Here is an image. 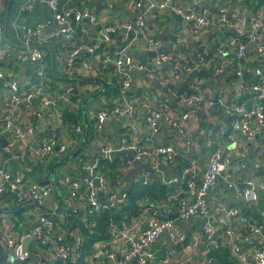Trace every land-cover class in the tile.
<instances>
[{"label": "built area", "instance_id": "obj_1", "mask_svg": "<svg viewBox=\"0 0 264 264\" xmlns=\"http://www.w3.org/2000/svg\"><path fill=\"white\" fill-rule=\"evenodd\" d=\"M39 1L47 3L51 16L33 26L22 25L26 40L29 36H35V42L40 44L42 40L38 38V34L52 23H56L59 28L49 33L48 39H72L75 29L71 21L79 23L85 19L96 29L92 38L88 39L82 35L66 50L62 63L64 69L71 68L81 52L93 53L112 41L118 43L113 57H106L103 62L83 61L81 65L83 71L94 74L97 70L103 71L107 64L111 63L119 85V102L111 108L100 107L94 114L93 130L96 134L100 133L105 121L110 117H132L135 114V106L130 99L133 72L145 70V65L134 61L130 47L134 39L146 28L145 20L151 12H167L176 20L189 21L192 35L199 34L203 29H215L219 25L235 32L226 35L225 40L215 43L213 57L209 54L200 55L198 64L182 63L177 56L169 52H155L151 56L152 65L165 67L162 80L178 82L183 75L195 73L191 89L174 93L175 99L184 109L171 119L170 124L187 148L199 151L204 141L205 145L211 147V151L202 175L195 172L188 175L181 196L175 201H167L172 202L170 206L175 218L161 217L157 209L151 208L145 216V225L140 228L130 227L122 231L117 224L111 222L110 235L120 236L122 246L118 249L103 248L101 254L108 259V264H149L153 258L152 247L160 237L166 236L172 242H184L186 234L179 222H189L194 217H202L206 219L202 226V238L207 254L204 264H214L216 256L212 251H217L222 246L228 249L230 257L237 264H264V206L260 211L253 207L258 204L259 193H264V162L256 160L250 163L244 153L236 158L225 154L227 146L237 147L240 143L256 140L264 150V61L254 67L251 77L246 76L243 66L250 48L253 47L257 54L264 55V0H235L239 8L247 7V2L254 4L255 10L249 16L242 13L233 14L232 7L228 5L208 6L205 0H190L187 7L181 6L178 0H135L137 14L118 23H104L95 11L75 7L69 0H26L20 4V10L30 11ZM3 34V15L0 12V46L5 44L2 42ZM161 42L160 38L147 36L151 49H155ZM22 59L35 64V83L31 88L23 89L16 79L9 77L0 67V84L9 92V103L14 106H31L38 97L44 106L56 105L54 99L42 93L45 74L40 48L27 49L22 54ZM199 67L212 75H221L231 69L239 79L241 91L249 93L250 96L243 101L227 102L221 96L206 95L201 89V78L196 75V69ZM72 91V88L68 87L61 95L62 101H70ZM201 105L215 107L223 115L231 117L228 127L226 128L225 122L220 119L214 125L203 126L195 137L190 136L185 129V123L191 118L198 120V109ZM166 113L167 108L162 105L158 110H147L143 116L147 135L142 140L133 138L130 142L122 143L123 148L133 151L134 158L155 160L153 169L142 170L139 176L134 177L135 182L148 184L161 156L165 158L164 162L168 166L174 169L176 165L180 153L175 147L171 144H153V136L159 133L162 116ZM56 123L59 127L63 125V112L57 113ZM127 126L130 134L134 135L136 127L132 123ZM75 130L81 131V125ZM2 137L7 138L6 147H20L15 157L21 162L31 161L44 153H56V156L62 157L69 151L66 144L59 143L52 136L40 143L28 142L21 129L9 120H6L0 129V138ZM115 151L116 148L111 143H104L100 155L92 162H81L84 174L67 175L63 178V184L68 189L67 203L81 199L85 202V214L91 215L99 209L116 208L120 202L127 199L125 191L119 193L109 187L103 167L99 165L100 159L107 163L113 162ZM128 164L131 165V161ZM119 166L120 171L123 164ZM260 172L262 179L256 176L260 182L255 185L254 174ZM219 179L223 189L231 191L239 204L226 205L215 193ZM53 193L55 188L51 181H28L22 176L13 175L5 166H0V194L10 196L17 205L27 202L42 205ZM244 208H249L250 213L245 212ZM218 212L221 217L216 216ZM256 212L261 219L255 217ZM54 223L51 216L42 214L27 235H31L35 240L43 239L51 234ZM14 224L9 222L7 226H0V236L8 248L2 264H23L30 258V252L23 250L21 242L16 241L11 232ZM65 237L73 240L72 246L65 241ZM82 243L83 236L73 229H67L64 236L55 234L52 248L45 259L46 264L76 261L82 256ZM44 244H49V241L46 240Z\"/></svg>", "mask_w": 264, "mask_h": 264}, {"label": "crops", "instance_id": "obj_2", "mask_svg": "<svg viewBox=\"0 0 264 264\" xmlns=\"http://www.w3.org/2000/svg\"><path fill=\"white\" fill-rule=\"evenodd\" d=\"M26 0H0V12L3 19L8 22V28L5 31V44L0 46V67L5 70V73L16 79L17 83L23 88L28 89L35 83V64L24 61L22 54L29 48H40L43 59L42 66L45 74L44 95H47L56 101L54 106H44L40 100L33 101L31 106L19 104L17 106L11 105L8 101L9 92L0 84V129L6 120H9L14 125L19 127L24 134L25 139L31 143H40L48 137H54L59 143H64L68 147V152L77 148L81 142L82 136L78 137L75 128L82 125L83 117L81 111V103L84 98L95 93L100 88V83L90 81L87 78L98 76L103 78L107 83V90L103 92L98 98L89 100L86 104L88 113V123L90 127L94 124V109L100 107L111 108L114 104L119 102L118 96V81L111 63H108L106 68L97 70L94 74L83 71V61H97L103 62L106 57H113L118 43L112 41L110 44L103 45L93 53L81 52L78 54L75 63L69 69H64L63 57L66 50L70 48L79 37L85 36L92 38L96 34V29L87 21L82 20L79 23L71 21L73 29H75V36L72 39H48V34L59 28L56 23H52L38 34V38L42 40L40 44L35 42V36H29L25 39V34L22 31V25L33 26L38 22L49 19L51 11L44 1H39L34 5L30 11L20 10V4ZM71 5L78 8H85L93 10L97 13L100 20L104 23H118L126 18L133 17L137 14V9L134 6L135 0H69ZM154 1V0H153ZM190 0H178L179 4L187 7ZM208 6H222L228 5L232 7V13L237 15L242 13L249 16L255 10L252 2H247V7H238L235 0H205ZM232 17L231 15L229 16ZM146 28L144 31L134 39L130 47V52L133 55L135 62L145 65V70L133 72V82L130 99L135 106V114L132 117H110L107 119L102 127L100 133L95 134L93 138H88V141L82 147L79 156H75L55 169V176L59 181L61 194L63 195L64 207L57 214H49L55 221L54 227L49 236H44L43 239L32 240L29 242L28 249L30 253H34L36 258H29L23 264H46V256L48 251L52 248L54 235L60 234L64 236L67 229H73L76 233L83 236L82 229L76 225L71 227L72 224L66 217L71 216L77 221L86 222L85 202L81 199L70 200L68 199V189L63 184V178L67 175L81 176L84 171L81 169V162H92L94 158L100 155L101 146L109 142L114 146L113 137L116 134L121 135L122 143L130 142L133 138L142 140L147 135V127L143 122V116L147 110H158L161 105L167 108V113L162 116L160 123V131L153 136L155 144H171L180 153L177 157V165L180 166L181 172L174 173L167 178L165 174L156 169L153 171V176L150 183L160 180L165 185V198L156 200L151 204L152 209H157L159 216L166 217L172 212V202L175 201L184 191L182 186V179L186 175L195 172L202 175L207 166L208 155L211 147L205 145L203 141L201 150L196 151L193 148H187L182 142V138L171 127V119L183 111L180 103L175 99L174 93L191 89V84L195 73H188L178 80H162L165 67L161 65H152L151 56L155 52H169L179 58L182 63L198 64L200 55L209 54L214 56L215 46L218 40H225L226 35L232 33L225 27L219 25L215 29H203L199 34L192 35L190 32V22L180 21L171 17L167 12H151L145 20ZM147 36H154L162 40L161 44L155 49H151L147 43ZM74 40V41H72ZM48 56V60L46 57ZM50 59V61H49ZM264 61V55L261 56L250 48L246 59L244 60V70L247 77L252 76V71L255 66ZM197 65L195 66V68ZM50 71L52 72L50 75ZM206 72L203 68L196 69V75L201 78V89L206 95L221 96L225 101H243L247 99L250 94L243 93L239 86V79L234 75L231 69L226 70L221 75H201ZM22 80V81H21ZM85 80V81H84ZM72 88V97L67 103L62 101L61 95L68 88ZM63 112L64 123L59 127L56 123V115L58 112ZM73 114L72 117L68 113ZM198 120L193 118L185 123V129L190 136L195 137L198 130L203 126L214 125L220 121L225 122L227 128L230 118L227 115L201 105L198 109ZM213 115H217L215 118ZM71 119L77 121L74 126ZM216 119V120H215ZM231 120V119H230ZM133 124L136 127V132L130 134L128 125ZM2 139V140H1ZM217 137L215 138V141ZM101 141V145L99 142ZM4 142V143H3ZM75 143L74 148L71 144ZM7 138H0V166H5L13 175L22 176L28 181H51L50 173L47 165L52 159H57L53 153H44L40 157H36L27 163L22 164L21 161L15 157L19 151V146L13 148L6 147ZM66 153V154H67ZM241 153L246 154L248 161L254 163L256 160L264 162V150L261 148L259 141L244 142L237 145V147L227 146L225 154L236 158ZM65 155V154H64ZM117 160V168L120 169V164L123 161L129 162L127 156L115 157ZM164 157L161 156L157 162H164ZM143 163H150L154 165L155 160L152 158H145ZM158 163V164H159ZM132 165H123L122 169L116 173L114 178L108 177V185L115 192H123L127 189L129 184L134 181L133 176L128 182H120V177L127 172ZM177 167V166H176ZM61 168V169H60ZM142 172V171H141ZM139 173V175L141 174ZM138 175V176H139ZM258 176L262 179L261 172L254 174V178ZM137 177V176H136ZM180 177V179H179ZM136 183V182H135ZM139 183V182H137ZM53 184V182H52ZM55 188V187H54ZM217 193L225 202L226 205L239 204L232 196L231 191L223 189L221 179L218 180L215 188ZM8 195L0 194V210H13L16 209L17 204ZM163 198V197H162ZM264 193H259L258 204L253 206L257 210H261L264 206ZM149 202L148 197H143L137 201L140 207H145ZM30 202H27V204ZM19 205V204H18ZM25 205V204H24ZM49 209H55L57 206V193L51 194L42 204ZM142 209V208H141ZM150 209H142L137 214L124 218L119 226L122 231L128 230L130 227L140 228L145 225V216L149 213ZM15 214V213H14ZM14 214H0V226H7L9 222H14V227L11 230L15 240H21L29 233L42 214L48 215L47 212L36 208L29 207L22 210L19 219ZM221 217V213L216 214ZM56 220L61 224H57ZM180 227L186 234L184 242H172L166 236L160 237L153 245V258L150 259L149 264H204L207 257L205 253V243L202 238L203 218L194 217L189 222H179ZM109 234L107 238H100L94 241L90 250H85L84 264H108V259L101 254L103 248L118 249L122 246L121 237H114ZM48 240L49 244H44ZM65 241L72 246L73 240L65 237ZM0 250L4 258L7 256L8 248L5 240L0 236ZM33 250H36L35 252ZM213 252V251H212ZM218 256V255H217ZM223 257V254L221 255ZM225 262L226 259H224ZM20 264V263H19Z\"/></svg>", "mask_w": 264, "mask_h": 264}, {"label": "trees", "instance_id": "obj_3", "mask_svg": "<svg viewBox=\"0 0 264 264\" xmlns=\"http://www.w3.org/2000/svg\"><path fill=\"white\" fill-rule=\"evenodd\" d=\"M3 23H4V30L6 31L8 28V22H7V20L5 21L3 19ZM2 42L5 43V35L4 34L2 37ZM46 59L48 60V56L46 57ZM49 61H50V59H49ZM51 73L52 72L50 71L49 74L52 75ZM206 74L210 75L211 73L210 72H204V71L201 73V75H203V76H205ZM118 88H119V86H118ZM106 90H107V88H106ZM191 92H193V91H191ZM68 115H69V116H67L68 118L73 116V114L71 112H69ZM227 118L231 119V117H227ZM230 119L227 121H230ZM71 121H73L72 123L74 124V126L77 125V121L75 119H71ZM95 134L96 133H94L93 127H90L89 138H93ZM79 155H80V153L76 156H79ZM55 161H56L55 159H52L50 161V163L47 165V168L49 169L50 166ZM24 163H27L28 165H30V161L22 162V164H24ZM122 164L128 165V162L123 161ZM99 165L101 167H103L102 170L104 172V175L107 174V175H109L108 177H110V178H114L116 173L119 172V170L117 168L116 158H114V161L110 162V163H107L104 160L100 159ZM179 167L180 166H178L177 163H176V165H174L173 170H174L175 174H177L176 172L179 173L182 171V170H179ZM187 178H188V175L187 176L185 175L182 179L183 188L185 187V180ZM179 179H180V177H179ZM39 181L40 180H35V182H39ZM164 187H165V185H163L160 182V180H156L153 183L149 182L148 184H142V183H137V182L132 183L131 182V184H129V186L125 190V192L127 194V199L123 202H120L116 208L99 209V210L93 212V214H91V215L86 214V216H85L86 222L85 223L83 221H77V219H75L74 217H71L74 215L66 217V220L68 219L70 221V223L72 224L71 227H75L76 225H78L82 229V232H83V243L81 245L82 256H80L76 261H70V260L66 261V262L59 261L56 264H84L83 260L85 257V254H84L85 250H90L91 245L94 241H96L100 238H107L108 237L109 224L111 222H113L117 225H120L123 221H125L124 220L125 217L129 218L130 216L137 214L142 209H151L152 203H155L156 200H161V199L165 198L166 192H165ZM61 191H62V187H61ZM4 195H6V194H4ZM143 197H148L149 202L145 205V207H140V205L137 203V201ZM10 198L11 197L8 196L7 199L9 200ZM24 204H27V203L19 204V205H17L16 208H18ZM64 205L65 204L63 201V206H62L61 210L63 209ZM244 210H245V212L250 213L248 211L249 208H244ZM21 212H22V210L17 211L14 214V216H17V219H19ZM47 216H50V215L48 214ZM255 217L257 219L262 218L258 214V212L255 213ZM14 223H15V221H14ZM56 223L61 224L60 221H58V220H56ZM33 251L35 252L36 250H33ZM213 254H215V256H216V261L214 262V264H237L235 262V260L230 257L229 251L225 246H222L217 251H213ZM222 254H223V257H221ZM224 259H226V261L228 260V262H225ZM3 261H4V256H3L0 264H2Z\"/></svg>", "mask_w": 264, "mask_h": 264}, {"label": "water", "instance_id": "obj_4", "mask_svg": "<svg viewBox=\"0 0 264 264\" xmlns=\"http://www.w3.org/2000/svg\"><path fill=\"white\" fill-rule=\"evenodd\" d=\"M232 32L235 33L234 31H232ZM87 79L90 81L99 82L100 88L95 93L87 96L86 98H84L82 100L81 111H82L83 123L81 125V131H79L77 133L78 137L82 136L81 142H80L79 146L77 148H75L73 151L63 155L62 157L57 158L56 161L50 166V169H49L50 180H51V182H53V185L55 187V192L57 193V206H56V208L55 209H49V208H47L43 205L37 204V203H28V204L22 205L16 209H13V210H0V214H14L17 211H20V210H23V209L29 208V207L39 208V209L47 212L48 214H57L61 210V208L63 206V195L61 194L59 181L57 180L54 171L62 163H64L65 161L75 157L76 155H78L80 153L82 147L88 141V138L90 135V125L88 123V113L86 110V104L89 100H92L94 98H98L104 92L105 88L107 87L106 81L101 77L92 76V77H88ZM43 91H44V89H42V92ZM38 100H39V98L37 97L35 99V101L37 102ZM211 108L215 109V107H211ZM97 111H98V108L94 109V113H96ZM113 143H114V147L116 148V151L114 152V156L115 157L127 156L129 158V160L131 161V165H132L127 170V172H125L120 177V182L130 181L133 176L138 175L142 170L151 171L153 169V167L150 165V163H143V161L141 159L134 158V154H133V151L131 149L122 147L121 135L116 134L113 137ZM99 144L101 145V141L99 142ZM74 146H75V143H72L71 147L74 148ZM55 150H57V148ZM53 155L56 157V153H53ZM156 169L162 171L165 174V177H167V178H169L173 172V168L168 166L166 162H160L159 164H157ZM253 180H254L255 185H258L260 182V179L258 177H255ZM100 196H102V194H100ZM168 217L175 218V214H170V215H168ZM205 220L206 219L203 218V223L205 222ZM31 240H32L31 235H26L21 240L23 250L29 251L28 245H29V242ZM30 257L36 258L37 256L34 253H30ZM2 258H3V255H2V252L0 250V262H1Z\"/></svg>", "mask_w": 264, "mask_h": 264}, {"label": "rangeland", "instance_id": "obj_5", "mask_svg": "<svg viewBox=\"0 0 264 264\" xmlns=\"http://www.w3.org/2000/svg\"><path fill=\"white\" fill-rule=\"evenodd\" d=\"M215 118H217L218 116L217 115H213ZM216 120V119H215ZM61 169V168H60Z\"/></svg>", "mask_w": 264, "mask_h": 264}]
</instances>
